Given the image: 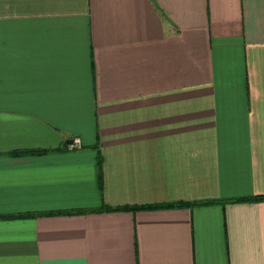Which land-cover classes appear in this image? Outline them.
Masks as SVG:
<instances>
[{
	"label": "crops",
	"instance_id": "crops-1",
	"mask_svg": "<svg viewBox=\"0 0 264 264\" xmlns=\"http://www.w3.org/2000/svg\"><path fill=\"white\" fill-rule=\"evenodd\" d=\"M263 194L264 0H0V264H264Z\"/></svg>",
	"mask_w": 264,
	"mask_h": 264
},
{
	"label": "trees",
	"instance_id": "trees-1",
	"mask_svg": "<svg viewBox=\"0 0 264 264\" xmlns=\"http://www.w3.org/2000/svg\"><path fill=\"white\" fill-rule=\"evenodd\" d=\"M43 151H36L34 150V152L32 153H41ZM96 164L99 168L100 164H101V158L99 155H97L96 157ZM243 200H247V201H260V200H263L264 201V194L263 195H256V196H252L250 198H246V199H234V200H227L225 202H234V201H243ZM224 201L222 203H225ZM211 202L210 201H205V202H192L191 205H198V204H210ZM160 207H163V206H160ZM141 208H144V209H147V208H152V207H141ZM107 210H110V208H107Z\"/></svg>",
	"mask_w": 264,
	"mask_h": 264
},
{
	"label": "built area",
	"instance_id": "built-area-1",
	"mask_svg": "<svg viewBox=\"0 0 264 264\" xmlns=\"http://www.w3.org/2000/svg\"><path fill=\"white\" fill-rule=\"evenodd\" d=\"M68 146H69L70 148L78 147V139H77V138H73V139L71 140V142L68 144Z\"/></svg>",
	"mask_w": 264,
	"mask_h": 264
}]
</instances>
